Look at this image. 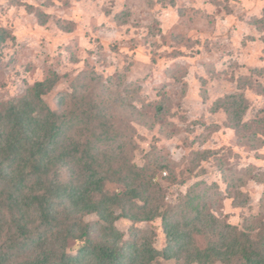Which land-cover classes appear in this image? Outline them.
Instances as JSON below:
<instances>
[{"label":"rangeland","instance_id":"obj_1","mask_svg":"<svg viewBox=\"0 0 264 264\" xmlns=\"http://www.w3.org/2000/svg\"><path fill=\"white\" fill-rule=\"evenodd\" d=\"M263 15L264 0H0V27L7 31L0 102L57 73L44 98L59 109L61 94L78 77L93 81L111 96L115 123L131 127L133 162L169 164L155 177L166 203H179L199 183L217 216L252 225L264 218V32L251 21ZM236 92L248 98L244 121L254 119L251 132L237 130L225 110H212L218 98ZM206 149L217 153L194 160ZM116 225L127 240L137 228L149 230L157 248L167 244L160 218H121ZM68 244L77 251L76 241Z\"/></svg>","mask_w":264,"mask_h":264},{"label":"trees","instance_id":"obj_2","mask_svg":"<svg viewBox=\"0 0 264 264\" xmlns=\"http://www.w3.org/2000/svg\"><path fill=\"white\" fill-rule=\"evenodd\" d=\"M251 23L264 32V15ZM6 38L0 27V43ZM57 82L53 73L21 97L0 102V264H264V218L244 227L224 221L210 210L211 193L199 183L179 203H166L155 177L169 164L133 162L131 127L109 115L111 96L78 77L73 90L61 94L60 108L52 109L44 96ZM221 109L237 130L251 132L243 92L218 98L212 110ZM215 151H197L194 160ZM108 182L122 188L110 191ZM121 218H160L166 246L157 248L147 229L134 228L125 239L116 225ZM70 239L79 245L76 252Z\"/></svg>","mask_w":264,"mask_h":264}]
</instances>
